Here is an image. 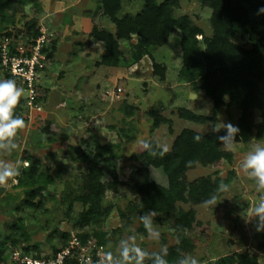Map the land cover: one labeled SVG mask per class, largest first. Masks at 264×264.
Returning a JSON list of instances; mask_svg holds the SVG:
<instances>
[{
  "label": "rangeland",
  "instance_id": "rangeland-1",
  "mask_svg": "<svg viewBox=\"0 0 264 264\" xmlns=\"http://www.w3.org/2000/svg\"><path fill=\"white\" fill-rule=\"evenodd\" d=\"M145 5L146 0H0V79H13L24 90L21 81L1 65V45L8 43L12 50L23 47L30 54L41 39L45 56L37 83L38 108H29L24 90L14 110L25 122L14 137L16 148L0 149V163L19 165V175L0 185V264H15L11 258L15 249L51 257L73 236L87 244L102 242L116 261L122 260L125 242L149 254L185 242L176 264L184 256L197 258L199 264H216L224 256L244 252L256 254L259 264H264V230H257L261 225L254 217L264 192L257 191L254 179L242 168L248 152L255 145L264 146V111L259 109L250 110L251 132L232 150L221 147L232 153L231 158L197 163L187 171L188 181L210 176L218 187L225 186L223 192L215 190L212 206L205 201H176L175 213L194 210L196 227L179 232L173 218L155 212L152 227L159 236L149 238L140 220L139 196L129 185L105 190L101 205L111 207L109 215L88 226L81 222L91 204L77 200L86 193L89 172V164L78 158L75 149L82 140L111 144L122 161H106L105 173L118 164L130 181L131 172L140 167L142 141L171 150L184 129L226 130L223 124L235 125L242 115L228 94L216 107L204 90H197L182 74L179 28L163 44L135 56L142 49L140 34L121 37L114 18L136 17ZM211 14L212 9L199 0H178L174 5V15H188L205 36L212 34ZM106 34L117 43V64L105 58ZM196 38L204 49L203 35ZM260 87L264 92V80ZM183 109L207 121L192 120ZM161 174H157L160 180ZM147 258L144 264H152Z\"/></svg>",
  "mask_w": 264,
  "mask_h": 264
},
{
  "label": "trees",
  "instance_id": "trees-1",
  "mask_svg": "<svg viewBox=\"0 0 264 264\" xmlns=\"http://www.w3.org/2000/svg\"><path fill=\"white\" fill-rule=\"evenodd\" d=\"M177 1L158 3L156 0H146L145 9L136 17H115L119 35L128 38L131 32L140 34L139 47L142 49L135 55L139 58L151 46L163 44L174 28H179L183 34L182 74L194 82L197 90H204L214 100L216 107L223 103V96L227 94L230 101L240 107L242 115L234 125L239 129L236 141H240L251 132L254 125L250 110L264 111V92L260 87L264 80V12L260 11L264 8V0H199L212 9V34L209 36H205L204 30L188 15H174ZM108 4L107 10L114 17L113 8ZM198 34L204 37V49H200L196 38ZM104 37L107 42L105 58L117 64V43L112 35L106 34ZM241 39L246 40L240 42ZM197 80L202 83L198 85ZM182 111L192 120L207 121L203 115L187 109ZM211 119L216 120L214 116ZM225 132L222 129L207 133L184 129L175 139L172 149L163 155L159 154L160 148L152 144L157 155H151L147 149L140 153V167L131 172L130 181L125 179L122 174L124 168L118 164L105 173L106 161L114 160L120 164L122 161L111 144L101 145L95 140H82L75 149L78 158L89 164V172L86 177V193L77 197V200L83 204L91 203L89 210L81 215L82 224L88 226L100 216L110 214L111 207L101 205L106 189L116 190L119 185H129L131 191L139 196L140 216L155 211L169 220L173 218L179 232L183 228L196 227L194 210L175 213V204L178 200L201 203L215 193L218 182H213L210 176L188 181L186 173L197 163L213 164L222 158H231L232 153L223 151L218 140ZM197 135L201 137L199 141L195 140ZM161 172L160 180L157 174ZM183 249L185 242L170 246L166 257L168 264H176ZM149 258L148 263L152 261ZM216 264H259V261L256 254L244 252L236 256H224Z\"/></svg>",
  "mask_w": 264,
  "mask_h": 264
},
{
  "label": "clouds",
  "instance_id": "clouds-1",
  "mask_svg": "<svg viewBox=\"0 0 264 264\" xmlns=\"http://www.w3.org/2000/svg\"><path fill=\"white\" fill-rule=\"evenodd\" d=\"M260 11L264 12V8ZM23 89L18 87L16 81L13 79H0V149L11 151L16 148L14 137L19 129L24 127V120L19 115H16L14 110L23 95ZM226 129L224 135L219 136L218 140L221 142V147L225 150H232L236 142V134L239 132L238 127L231 123L223 124ZM218 131L219 129H213ZM200 136H195V140L199 141ZM144 149L149 150L150 154L157 155L153 146L142 141ZM157 147H160L157 145ZM167 147H160V155L167 152ZM242 168L247 173L248 177L254 179L257 191L264 192V146L255 145L250 150L242 163ZM19 175L18 163H0V185H5L9 178ZM225 190L224 185L218 187V192ZM217 195L214 193L205 204L215 205ZM155 211L148 212L147 215H142V221L145 229L148 232L149 238L158 237L159 233L154 231L152 227V217ZM254 217L258 218L261 227L259 230H264V198L254 208ZM168 251L163 248L159 253L149 254L142 250L136 244L128 246L125 242L124 247L120 250L121 261L114 260L111 251L104 253L103 257L99 259L98 264H144L145 258L150 256L152 264H168L166 259ZM178 264H199L197 258L193 256H184L178 260Z\"/></svg>",
  "mask_w": 264,
  "mask_h": 264
},
{
  "label": "built area",
  "instance_id": "built-area-1",
  "mask_svg": "<svg viewBox=\"0 0 264 264\" xmlns=\"http://www.w3.org/2000/svg\"><path fill=\"white\" fill-rule=\"evenodd\" d=\"M41 39L27 52L23 47L10 49L8 43L1 45V65L14 77L21 81L27 92V104L30 109L38 108L37 83L45 66V56L41 50ZM105 245L92 241L83 243L77 236H73L69 244L51 257H40L15 249L11 258L15 264H98L106 253Z\"/></svg>",
  "mask_w": 264,
  "mask_h": 264
}]
</instances>
